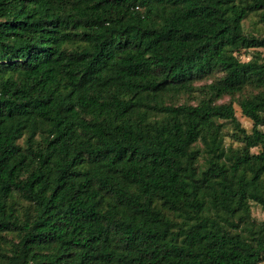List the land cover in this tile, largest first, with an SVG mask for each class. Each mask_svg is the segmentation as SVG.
Segmentation results:
<instances>
[{"label": "trees", "instance_id": "trees-1", "mask_svg": "<svg viewBox=\"0 0 264 264\" xmlns=\"http://www.w3.org/2000/svg\"><path fill=\"white\" fill-rule=\"evenodd\" d=\"M263 51L264 0H0V264H264Z\"/></svg>", "mask_w": 264, "mask_h": 264}, {"label": "rangeland", "instance_id": "rangeland-1", "mask_svg": "<svg viewBox=\"0 0 264 264\" xmlns=\"http://www.w3.org/2000/svg\"><path fill=\"white\" fill-rule=\"evenodd\" d=\"M243 29L245 31H248L251 29L252 25L249 20H244L242 23ZM264 54V51H263ZM237 116L238 119L241 123V125L246 129L250 130L251 129V122L248 121L246 118L241 117L239 110L237 111ZM252 215L255 217L257 220H262L264 219V211L257 205H252Z\"/></svg>", "mask_w": 264, "mask_h": 264}]
</instances>
